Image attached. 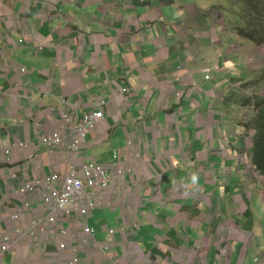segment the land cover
<instances>
[{
  "label": "crops",
  "instance_id": "1",
  "mask_svg": "<svg viewBox=\"0 0 264 264\" xmlns=\"http://www.w3.org/2000/svg\"><path fill=\"white\" fill-rule=\"evenodd\" d=\"M213 7L0 0V264H264V215L253 208L264 180L249 166L248 111L227 103L243 84L236 72L249 77L258 65L246 61L261 52ZM103 102L80 157L41 145L67 115ZM116 151L126 172H111L110 206L40 226L43 193H19L24 185L90 161L111 168ZM7 235L17 244L3 254Z\"/></svg>",
  "mask_w": 264,
  "mask_h": 264
},
{
  "label": "built area",
  "instance_id": "2",
  "mask_svg": "<svg viewBox=\"0 0 264 264\" xmlns=\"http://www.w3.org/2000/svg\"><path fill=\"white\" fill-rule=\"evenodd\" d=\"M22 72H26V69ZM105 117L104 102L99 104L98 111L90 112L82 118L67 115L59 127L60 130L52 135L43 136L41 145L54 151H71L80 157L79 154L86 147V136L94 131L105 120ZM78 120H80L79 125H75L74 122ZM63 133L66 136H63ZM115 154L117 158H120L119 151ZM136 157L139 158L141 155L136 154ZM112 171H117L119 176L125 174L126 168L122 159L118 165H113L111 168L95 161H90L82 168L74 166L64 178L54 173L35 185H24L19 193H43L47 217L40 226L47 228L57 224L60 218L73 219L77 216L89 218L94 210L110 206L108 190L113 185ZM29 208L30 205H26V209ZM22 218V211L21 215L13 216L14 221ZM87 232L94 234L95 230L88 226ZM16 244L14 236L7 235L4 239L2 253L10 252ZM61 250H67V246L61 245Z\"/></svg>",
  "mask_w": 264,
  "mask_h": 264
},
{
  "label": "trees",
  "instance_id": "3",
  "mask_svg": "<svg viewBox=\"0 0 264 264\" xmlns=\"http://www.w3.org/2000/svg\"><path fill=\"white\" fill-rule=\"evenodd\" d=\"M221 16L227 27L238 37L257 46H264V0H223ZM240 91L231 93L230 102L238 104L250 113L247 129L254 131L251 149L252 162L264 177V71L255 73L252 79H240ZM263 89V92H262ZM251 91L252 94H248Z\"/></svg>",
  "mask_w": 264,
  "mask_h": 264
},
{
  "label": "rangeland",
  "instance_id": "4",
  "mask_svg": "<svg viewBox=\"0 0 264 264\" xmlns=\"http://www.w3.org/2000/svg\"><path fill=\"white\" fill-rule=\"evenodd\" d=\"M203 1H206V0H203ZM210 0H207V2H209ZM214 1H217V0H214ZM219 1H221V0H219ZM222 3V2H221ZM244 43H246L247 45H249V42H246V41H244ZM247 47V50H249L251 47H252V45H249V46H246ZM262 53H261V55H260V57L259 58H257V59H254V60H252V61H246V66H248L249 65V63L250 62H252V63H256L255 64V66L256 65H258V68L257 69H255L249 76L250 77H248V75H247V73L245 74L244 72H242V71H239V72H236V77H238V78H246V79H249V78H253V76L255 75V73H260V72H263L264 71V48L262 49V51H261ZM248 77V78H247ZM241 86V83H239V86H235L234 88L237 90V91H240V90H238L239 89V87ZM233 88H231L230 89V92H231V90H232ZM236 90H232L233 92H236ZM262 92H263V89H262ZM248 94H252V92L251 91H249L248 92ZM230 96H232L231 94H228V96H227V98H228V100H229V102H227L228 104H230ZM227 100V101H228ZM234 103H237V102H234ZM251 146H252V142H251ZM223 168H224V166H223ZM221 172V171H220ZM256 173H258V172H256ZM259 174V173H258ZM260 175V174H259ZM180 176L183 178V177H185V175H184V169H181V172H180ZM260 177H261V180H264V178L260 175ZM238 183V182H237ZM255 193H254V200H253V208H254V210H255V212H256V215H258L259 217L260 216H262V215H264V205L262 204V198L260 197V195L259 194H257L256 193V191H254ZM259 208H260V210H261V213H262V215L259 213Z\"/></svg>",
  "mask_w": 264,
  "mask_h": 264
},
{
  "label": "clouds",
  "instance_id": "5",
  "mask_svg": "<svg viewBox=\"0 0 264 264\" xmlns=\"http://www.w3.org/2000/svg\"><path fill=\"white\" fill-rule=\"evenodd\" d=\"M213 1V5H214V10H215V12H218V16H219V19H221V21H222V24L221 25H223V26H225V30H227L229 33H231V34H233L234 36H237L233 31H231L228 27H227V25H226V23H225V20H224V18L221 16V13H220V6H224L225 5V3L223 2V0H221V1H219V0H217V1H214V0H212ZM222 2V3H221ZM238 37V36H237ZM238 38H240V37H238ZM241 40H244V41H246V42H249V44H252L253 46H255L256 48H258L259 50H260V52L262 51V49L264 48V46H257V45H255L254 43H252V42H250V41H248V40H246V39H243V38H240ZM262 53V52H261ZM250 77V76H249ZM249 79H251V78H249ZM240 82H241V80L240 79H238ZM244 80H248V79H246V78H244ZM235 86H239V84L237 85V84H234L233 85V90H236L234 87ZM241 88V86L239 87V89ZM238 89V90H239ZM236 92H237V90H236ZM236 92H232V93H236ZM246 111H248L247 109H246ZM249 116H250V113L248 112V117H247V119L249 118ZM247 119H246V124H247ZM250 136H251V142H252V146H251V149H252V147H253V141H252V138H253V136H254V131H251L250 130ZM87 142H86V145L85 146H87ZM86 148V147H85ZM248 156V158H250V163H249V166H253V169L255 170V172H258L257 171V169H256V167L254 166V164H253V162H252V156H251V152H250V154H248L247 155ZM259 173V172H258ZM260 174V173H259ZM261 175V174H260ZM262 176V175H261ZM263 177V176H262ZM264 178V177H263ZM103 208V207H102ZM90 227V226H89ZM93 229V228H92ZM95 233V232H94ZM255 264H262V259L261 258H259V257H257L256 259H255Z\"/></svg>",
  "mask_w": 264,
  "mask_h": 264
}]
</instances>
